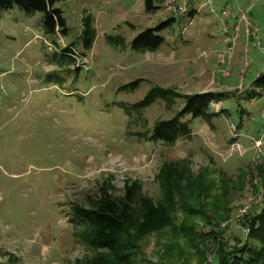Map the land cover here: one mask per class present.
Here are the masks:
<instances>
[{"label": "rangeland", "instance_id": "374dc122", "mask_svg": "<svg viewBox=\"0 0 264 264\" xmlns=\"http://www.w3.org/2000/svg\"><path fill=\"white\" fill-rule=\"evenodd\" d=\"M200 1L205 4L193 9V1L178 0L185 2L183 10L169 9L174 21L157 32L165 37L159 51L176 53L165 71L150 52L115 45L116 37L129 41L166 20L149 25L155 21L151 15L143 21L141 1H58L54 7L62 10L67 28L61 37L44 31L42 12L0 8V264H70L91 255L76 237L82 227L73 222L72 206L105 184L121 196L132 181L157 199L161 163L182 157L190 159L195 175L206 167L209 181L225 185L227 193L213 190L218 198L208 204H228L222 220L209 211L218 224L192 217L185 226L195 222L198 231L220 230L217 235L229 244L244 242V214L264 206V176L257 170L264 169V147L257 150L250 139L259 137L264 122V89L249 96L252 82L264 72V0L195 2ZM182 12L197 17L189 23ZM83 15L95 32L90 49L83 47V34L79 38ZM235 18L234 50L224 53L228 35L222 22L233 27ZM186 32L189 38L181 39ZM181 42H192L190 53ZM198 43L204 49H197ZM68 47L71 56L63 55ZM246 59L251 63L245 68ZM136 79L137 87L121 88ZM154 85L181 94L212 90L229 96L222 97L223 111L211 120L193 119L190 138L166 146L142 134L157 119L171 117L180 100L167 106L156 99L141 113L130 109ZM231 121L241 124L240 136L230 135ZM231 137H236L232 143ZM222 174L228 180L220 179ZM175 215L173 226L140 243L139 264H216V242L180 233L182 215Z\"/></svg>", "mask_w": 264, "mask_h": 264}, {"label": "trees", "instance_id": "16d2710c", "mask_svg": "<svg viewBox=\"0 0 264 264\" xmlns=\"http://www.w3.org/2000/svg\"><path fill=\"white\" fill-rule=\"evenodd\" d=\"M61 0H0V8L19 6L25 13L36 11L43 13V29L46 33H66V20L62 10L55 8L54 4ZM161 3L164 0H160ZM155 0H144L147 12H154L161 6ZM245 15V14H244ZM174 21L169 17L155 27H147L137 33L129 43L125 39L116 37V47H128L135 51H153L165 42V37L158 34L159 30L170 26ZM83 47L90 49L95 39V32L88 16H82ZM115 39V40H116ZM65 54L71 56L70 48H64ZM73 60V58H70ZM139 80L124 84L121 88H135ZM253 90L249 96L260 95L264 89V72L257 75L252 82ZM260 89V91H258ZM222 92L207 90L190 94H181L169 87L154 85L148 89L144 97L131 105V110L141 111L151 105L156 99L163 100L166 105L180 100V108L174 111L169 118L157 119L143 132V137L166 146L175 145L181 139L192 136V121L194 118L211 120L219 112L210 111L211 101H220ZM241 124L237 125V129ZM230 140V139H229ZM235 139L231 138L230 143ZM189 158L177 160H164L161 163L155 178L160 185V197L154 199L142 192L136 181L126 182L121 196L112 195L111 186L105 184L99 188L94 196L87 195L82 203L72 206V216L75 225H80L76 237L92 250V254L78 258L70 264H139L140 243L153 233L162 231L175 224L176 213L180 212V233L189 232L194 238L208 239L216 242V264H260L264 262V206L252 214H244L243 225L247 228L244 242L237 241L229 244L221 240L220 230L212 228L208 232L196 230L195 222L185 226L192 217H200L206 222L210 220V213L222 220L228 204H208L218 198L220 189L226 192L225 185H218L216 181H209L210 171L203 167L198 174L190 168ZM259 174L264 176V169L257 168ZM209 172V173H206ZM224 177V174L221 175ZM228 180V178H226ZM216 187V188H215ZM219 189L212 193L213 190ZM85 204V205H84ZM212 208V210H210ZM220 229V228H219ZM218 232V233H217ZM195 233V236L193 235ZM237 244V245H236ZM214 260V263H215ZM149 264V263H148ZM156 264V263H151Z\"/></svg>", "mask_w": 264, "mask_h": 264}, {"label": "built area", "instance_id": "2783aa9c", "mask_svg": "<svg viewBox=\"0 0 264 264\" xmlns=\"http://www.w3.org/2000/svg\"><path fill=\"white\" fill-rule=\"evenodd\" d=\"M184 3L185 2H183L181 4H178V0H166L165 8L166 9H172V10H175L176 9V11H178L180 8H181V10H183L182 4H184ZM184 11H186V10H184ZM227 15H228L227 14V11L225 9H222L221 10V16L223 18H226ZM242 16L245 18V15L244 14H242ZM223 23H224L223 31L225 32L226 35H228V38L226 39V42H225L226 52L231 54L233 52V50H234L235 39H236V37L233 36V34L235 33V30L238 29V25H237L238 23H235L233 25V27H228L227 22L224 19H223ZM255 29H257V28H255ZM260 44H261V42L259 40H258V42L253 43L254 46L260 45ZM250 63H251V60H247L246 59V66H245V68L247 66H249ZM245 68H244V70H245ZM223 74L226 75L225 73H223ZM210 107L213 110L217 111V112H219L220 109L222 108V106L220 104V101H211L210 102ZM260 115H261V118H263V120H264V101H263V103H262V105L260 107ZM229 133L232 136H240V133L237 130V126L235 125V123L233 121H231L229 123ZM258 133H259V137H251L250 138L251 139V142L253 143V146L257 150H259L262 147H264V122L261 125ZM233 147L234 146H232V148ZM245 212H246V208L245 207H242L239 210V213L241 215H243Z\"/></svg>", "mask_w": 264, "mask_h": 264}, {"label": "crops", "instance_id": "0c3cea01", "mask_svg": "<svg viewBox=\"0 0 264 264\" xmlns=\"http://www.w3.org/2000/svg\"><path fill=\"white\" fill-rule=\"evenodd\" d=\"M138 1H141V5L143 6V12H139V13H144L143 15H142V17H144V20L143 21H146V19H147V17L148 16H151V15H154V18H155V21H154V23H152V24H149V25H153V24H155L156 22H158V21H160V20H164V18L165 19H168L169 18V16H172V12L173 11H170L169 9H166L165 8V4H166V0H164L162 3H161V1L160 0H155V4L157 5V6H161L160 8L162 9L161 11H158V9L157 10H155L154 12H149V13H146V11H145V7H144V0H138ZM184 1H186V0H184ZM190 1H193V3H194V8L193 9H195V7H198L197 9H199V6L201 5V4H205V1H200V2H198L197 4H196V0H190ZM190 6H192V3H190ZM130 8H132V7H129V9ZM160 8H159V10H160ZM84 9V8H83ZM132 10H133V8H132ZM168 11H170V13H167L168 15H164V12H168ZM185 13V12H184ZM182 15L183 16H185V18H187V20L189 21V23L192 21V20H194L196 17H197V15H194V16H191V12H188L187 14H183V12H182ZM184 18V17H183ZM182 18V19H183ZM239 18H240V16H239ZM201 19V18H200ZM240 20V19H239ZM165 21V20H164ZM234 24L235 23H237V18H235L234 20ZM128 22V24H133V23H131L130 21H127ZM130 22V23H129ZM223 23V22H222ZM233 24V25H234ZM134 25V24H133ZM171 26V25H170ZM170 26H168V27H166V29L167 28H169ZM186 34L188 35V33L186 32ZM185 34V36L183 37V35H182V38L181 39H188L189 38V35H188V37H187V35ZM56 35H59L60 37H61V35L59 34V33H57ZM131 40V39H130ZM129 40V41H130ZM129 41H127L126 39H125V43L127 44V43H129ZM181 44H183V45H185L186 47L185 48H182L183 49V51H184V53H190V51L189 50H187V48H193V46H190L191 44H192V42H190V43H187V42H185V43H182L181 42ZM198 47H197V49H204V47L203 46H200V43H198ZM177 47V46H176ZM224 47H225V42H224ZM223 47V48H224ZM225 49V48H224ZM159 50H162V47H161V45L156 49V50H153V51H146V52H150L151 53V57H153V55L154 56H156V61L154 60L153 62L155 63V64H158V65H160L159 66V68L161 69V71H165V70H167V65H170V64H172V62H173V60H172V58H174L175 56H176V53L172 50V51H169V52H166V53H164L163 51H159ZM206 53L207 52H203V56L204 57H206L207 55H206ZM224 53H227V52H224ZM198 57V56H197ZM202 72H204V70H201ZM217 71V70H216ZM202 91H206V90H202Z\"/></svg>", "mask_w": 264, "mask_h": 264}, {"label": "clouds", "instance_id": "9594fccd", "mask_svg": "<svg viewBox=\"0 0 264 264\" xmlns=\"http://www.w3.org/2000/svg\"><path fill=\"white\" fill-rule=\"evenodd\" d=\"M217 112V111H216ZM237 126V125H236ZM238 130V129H237ZM231 138H236V137H231Z\"/></svg>", "mask_w": 264, "mask_h": 264}]
</instances>
